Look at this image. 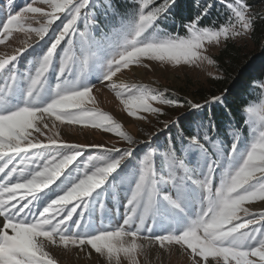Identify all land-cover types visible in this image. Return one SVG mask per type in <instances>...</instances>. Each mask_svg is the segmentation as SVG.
<instances>
[{
    "label": "snow or ice",
    "instance_id": "obj_1",
    "mask_svg": "<svg viewBox=\"0 0 264 264\" xmlns=\"http://www.w3.org/2000/svg\"><path fill=\"white\" fill-rule=\"evenodd\" d=\"M176 3L126 0L121 10L109 0L107 32L91 15L94 0H31L0 18V45L25 36L0 55V264H58L53 248L95 254L101 264H140L149 247H176L190 264H264V102L225 113L241 118L227 130L198 119L191 134L168 137L163 152L158 133L180 117L138 140L98 106L97 82L138 121L159 120L165 107L187 106L197 117L206 105L231 107L223 92L181 102L168 89L120 81L153 63L216 65L208 46L244 39L264 19L248 0H201L184 34H173L162 26ZM221 9L222 22L208 21ZM253 89L264 97V81ZM64 126L111 134L125 146L69 142Z\"/></svg>",
    "mask_w": 264,
    "mask_h": 264
},
{
    "label": "rangeland",
    "instance_id": "obj_2",
    "mask_svg": "<svg viewBox=\"0 0 264 264\" xmlns=\"http://www.w3.org/2000/svg\"><path fill=\"white\" fill-rule=\"evenodd\" d=\"M98 1L99 0H94L95 5ZM30 2L31 0L28 2H21L19 0H0V18L6 13L13 11V8L19 11ZM156 2L159 3V0H156ZM262 5H264V0ZM251 10L255 13L257 8H251ZM260 14L264 17V9L260 11ZM91 15H94L93 10ZM28 22L35 26V21L29 20ZM24 39L25 36L22 33H15L8 45H0V55L6 53L10 54L12 49L22 46L21 41ZM228 42L234 43L244 53H258L257 55L260 54V56L264 53V38H259V42L257 43V36H254V34L244 39L230 40ZM228 42L225 43L222 41L220 45L208 46L207 54L216 60V56ZM30 51L31 49L29 52ZM25 55L27 58H31L27 53ZM21 63H24L23 59ZM209 73L212 75L210 76ZM213 76H219L221 78L223 76L219 70L218 64H205L201 68H194L184 65L171 66L153 63L150 69L134 68L132 71H125L120 75L119 79L121 82L145 83L157 89H168L170 98L178 99L181 102L191 99L194 102L203 103L204 100L210 99L213 95H220L221 93L220 87L215 84L218 79H214ZM94 79L95 78H93V80ZM52 83H55V81L53 80ZM94 94L97 96L98 106L103 111L110 113L114 118L118 119L124 125L125 130L138 140H147L148 136L146 133L156 132L158 129H161L164 120L176 119L180 114L190 109L187 106L182 109L165 107L166 115L160 117L159 120L155 117H151V122L149 123L147 121H138L128 117L127 114L122 111V107L115 99L114 93L103 87L99 82H97V90ZM262 102H264V97L261 96V98L252 105L259 107ZM166 130L167 129L164 131ZM61 132L63 138L69 142L105 144L107 146H111L115 143L117 147L125 146L122 141H119V138L111 134H104L98 130H81L79 126H64ZM154 139L155 137H153V140ZM143 147V145L138 146V154ZM94 152V149H89V152L86 154H94ZM260 207L259 204L253 206L254 210H259ZM116 219L119 220V217ZM52 252L58 264H101V259L97 258L95 254L89 259L84 253H78L74 249L65 251L60 248H53ZM138 259L140 260V264H190V258L186 254L180 252L176 247H173L171 250L149 247ZM122 264H128V262L122 259Z\"/></svg>",
    "mask_w": 264,
    "mask_h": 264
},
{
    "label": "trees",
    "instance_id": "obj_3",
    "mask_svg": "<svg viewBox=\"0 0 264 264\" xmlns=\"http://www.w3.org/2000/svg\"><path fill=\"white\" fill-rule=\"evenodd\" d=\"M19 1L28 2L29 0ZM108 2L109 0H99L93 9V16L97 19L99 28L105 32L110 30L113 23V18L110 15L106 18L105 15ZM200 2L201 0H177L176 6L173 8L171 14L172 19L162 27H165L167 31L172 32L173 34L176 32L184 34L181 25L186 23L190 17H195ZM262 2L263 0H248L252 9L257 8L255 14L260 17H262L260 11L264 9ZM111 3L117 8L123 10L126 0H111ZM224 18L225 14L221 9L219 12L214 11L212 16L208 18V21H216L219 23L222 22ZM81 29H83V25ZM94 34L97 36L99 35L98 32H95ZM253 34L254 36H257V43L259 42V38H264V19H259L257 21L256 30ZM257 54L258 53H244L232 42H228L225 45L216 56L219 70L223 76L218 79L215 84L220 87L221 93H225L228 105L231 107H226L224 104L219 106L206 105L202 110H198L201 113L198 117L193 114L194 110L191 109L180 114L178 117H180L181 123L171 126V131L166 130L158 134V143L161 146V152L164 151L167 138L170 136H176L179 130H183L185 135L194 132L198 119L204 120L205 122L211 120L221 126L224 130H227L231 126L229 123L230 120L233 124L241 123L239 115L232 117L226 116L225 113H230L233 109H236L242 101L254 104L261 98L258 94V90L254 92L253 89V86L257 85L260 81H264V53L262 56ZM93 78L95 77H90V79ZM247 132L248 130L245 128V135H247ZM142 151L143 148L140 149V152ZM109 206L111 207V205ZM98 219L99 213L97 214V220Z\"/></svg>",
    "mask_w": 264,
    "mask_h": 264
}]
</instances>
